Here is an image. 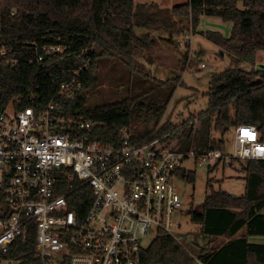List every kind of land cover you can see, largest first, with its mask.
<instances>
[{
	"label": "trees",
	"instance_id": "trees-1",
	"mask_svg": "<svg viewBox=\"0 0 264 264\" xmlns=\"http://www.w3.org/2000/svg\"><path fill=\"white\" fill-rule=\"evenodd\" d=\"M154 8L157 12H153ZM161 13L153 4L138 5L135 0H0L1 40L8 47L9 58L18 59L15 64L1 63L0 109L18 97L28 98L37 93L41 105L56 99L65 114L92 122V139L107 144L121 142L123 130L131 132L133 142L144 141L161 124L158 136H174L178 126L164 123L163 119L182 77L159 80L146 74L137 63L157 44L151 33L138 36L137 29L151 28ZM167 13L166 23L188 20L193 30L204 16L233 23L229 38L219 32L204 33L232 56L234 67L212 75L206 93L209 108L190 118L187 125L191 128L179 137L180 144L174 150L194 148L204 153L225 149L227 142L216 138L214 132L225 136L240 125H255L264 130V69L245 68L255 65L258 54L264 52V0H189ZM30 45L59 46L62 52L32 65L27 59L34 57V53L25 48ZM105 59L121 62L131 75L143 74L144 92L90 107L86 93L99 86L98 71ZM74 77L82 88L72 100L61 98V85ZM146 95L145 104L141 105L150 107L154 124L140 133L132 130V110ZM236 162L245 174V193L233 197L222 188L215 189L208 178L203 204L188 211L192 223L201 227L208 241L197 259L204 264H264V244L249 240L251 236H264V160ZM219 168L210 169L209 174ZM179 176L196 183L194 171L182 170ZM82 211L85 213L87 208ZM221 238L228 241L215 247ZM0 258V264H39L35 260V234L25 242L19 240ZM195 261L177 240L166 235L158 236L142 254V264Z\"/></svg>",
	"mask_w": 264,
	"mask_h": 264
},
{
	"label": "built area",
	"instance_id": "built-area-1",
	"mask_svg": "<svg viewBox=\"0 0 264 264\" xmlns=\"http://www.w3.org/2000/svg\"><path fill=\"white\" fill-rule=\"evenodd\" d=\"M25 48L34 53L27 59L32 65L62 52L59 46ZM3 61L18 59L9 58L0 29V66ZM81 88L74 77L59 96L72 100ZM37 96L0 109V256L33 233L39 264H142L158 236L178 242L180 171L264 160V130L255 125L233 128L232 153L159 150L170 135L158 136L162 124L144 141L133 142L123 130L121 142L107 144L92 139V122L65 114L56 99L41 105Z\"/></svg>",
	"mask_w": 264,
	"mask_h": 264
},
{
	"label": "rangeland",
	"instance_id": "rangeland-1",
	"mask_svg": "<svg viewBox=\"0 0 264 264\" xmlns=\"http://www.w3.org/2000/svg\"><path fill=\"white\" fill-rule=\"evenodd\" d=\"M158 1L135 0V3ZM185 2L186 0H177L173 5H181ZM153 5L161 9L158 4L154 3ZM161 10L160 19L151 28H156L155 30L158 31L157 35L163 31H166L168 35H162L163 37L157 36L155 47L146 53L144 59L137 62L139 66L143 67L146 74L156 79L167 80L178 76L182 77L181 83L163 119L164 123L170 122L174 126H178V131L174 136L164 139L157 146L159 150L176 149L179 146V137L185 136L191 128V126L187 125L190 118L206 113L209 108V99L206 93L209 90L212 75L234 67L232 56L224 52L204 35V33L212 31L219 32L224 37L229 38L233 23L225 22L216 17L204 16L198 28L193 30L190 22L184 20L183 24H180L179 27L180 30H183L182 34L179 31L178 35H175L176 29L171 28L170 32H168L169 28L166 25H162V22L168 19L169 13L167 11L170 9ZM153 12H157V9L154 8ZM176 25L178 24L176 23ZM138 35L141 36L142 33L138 32ZM182 42L184 44L181 45ZM185 63L187 64L186 68H183ZM201 64H206L208 68H202ZM245 68L247 70L253 68L264 69V52L258 54V61L255 65L245 66ZM98 74L100 78L99 86L93 91L86 93L90 107L120 101L131 93L136 95L137 92H144L145 90L144 83L146 79L143 77V74L138 77L131 75L124 65L117 60H103ZM146 97L148 95L140 98L132 110V130L140 133L145 132L147 128L154 124V119L149 111L150 107L145 108L141 105V103L145 104L144 99ZM214 135L220 140L224 138L226 142H229L226 145L229 153L234 151L232 144L234 141L233 129L225 136L217 132H214ZM237 163L234 162L232 168H226L225 170L220 167L211 174H209V168L206 165L192 168L196 173L195 184H191L182 178H177L175 181L178 192L184 202L182 214L175 217V234L177 235L178 242L196 260L195 264L197 263L201 249L206 246L208 241L204 238L201 227L192 223L188 215L189 208H192V206L197 208L203 204L208 178H211V183L215 189L222 188L231 195L242 196L245 193V174ZM149 241L147 240V243ZM221 241H224V239ZM221 244L223 242L216 243L215 246ZM1 264L17 263L14 261H4Z\"/></svg>",
	"mask_w": 264,
	"mask_h": 264
},
{
	"label": "crops",
	"instance_id": "crops-1",
	"mask_svg": "<svg viewBox=\"0 0 264 264\" xmlns=\"http://www.w3.org/2000/svg\"><path fill=\"white\" fill-rule=\"evenodd\" d=\"M177 0H159L158 2H152V3H147V2H141V3H138V5L139 4H154V3H156V4H158L159 6H160V8L161 9H172L173 7H175V6H178L177 4L176 5H173V3H175ZM189 0H186V2L185 3H187ZM185 3H182V4H185ZM137 4V3H136ZM166 21L167 20H164L163 22H162V25H166V27L167 28H169V31L168 32H170V29L171 28H174V29H176V33H175V35L177 34L178 35V33H179V31H180V33L183 31V30H180V24H183L181 21H177L176 19H174V23H170V24H168V23H166ZM178 22V25H176V23ZM181 22V23H180ZM156 29V28H155ZM154 28L152 29V28H140V29H137V35H138V32H140V33H142V35L141 36H144V35H147L148 33H151L155 38H157V36H161V37H163L162 35H168V33L166 32V31H163V32H161V33H159L158 35H157V32L158 31H156ZM164 33V34H163ZM172 33V32H171ZM171 33H169V34H171ZM182 34V33H181ZM138 36H140V35H138ZM163 40V39H162ZM182 44H184V42H182L181 43V45ZM182 49V48H181ZM241 235V234H240ZM222 239H224V241H221ZM249 240H250V242H252V243H255V244H264V236H251V237H249ZM228 241V238H221L217 243H221V242H223V244H225L226 242ZM207 243V242H206ZM223 244H221V245H223ZM221 245H217V246H215V247H218V246H221ZM206 246H204V248H205ZM207 248V247H206Z\"/></svg>",
	"mask_w": 264,
	"mask_h": 264
},
{
	"label": "water",
	"instance_id": "water-1",
	"mask_svg": "<svg viewBox=\"0 0 264 264\" xmlns=\"http://www.w3.org/2000/svg\"><path fill=\"white\" fill-rule=\"evenodd\" d=\"M233 197H236L235 195H233Z\"/></svg>",
	"mask_w": 264,
	"mask_h": 264
}]
</instances>
